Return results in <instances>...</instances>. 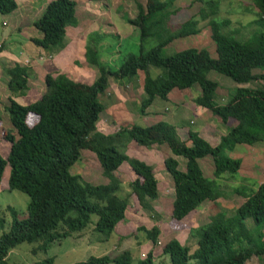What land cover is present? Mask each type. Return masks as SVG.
<instances>
[{"label":"trees","instance_id":"1","mask_svg":"<svg viewBox=\"0 0 264 264\" xmlns=\"http://www.w3.org/2000/svg\"><path fill=\"white\" fill-rule=\"evenodd\" d=\"M203 5L176 28L169 19L177 12L173 0H146L144 6L136 4V15L126 22L138 31V54L127 55L116 71H110L99 60L97 33L89 35L84 46L83 59L91 66L96 77L90 84L74 82L64 74H45L44 92L32 103L21 105L8 98L5 112L16 136L4 132L2 139L9 144L7 156L0 155V182L8 167L7 190L18 191L28 197L26 213L18 217L12 208L8 231L0 235V264L7 262L9 252L16 246L35 244L31 253H46L48 247L71 234L81 232L91 215L96 216L93 231L106 241L115 226L124 219L128 198L133 197L138 207L158 218L151 206L157 199V180L150 165L123 153L130 142L149 148L165 145L171 157L163 159L165 173L172 183L173 198L170 217L181 221L202 203L221 198L216 181L223 174L233 176L240 166L239 159H231L224 152L236 145L252 146L264 143V87H236L227 93L225 102L217 101V84L207 79L212 71L235 84L264 81V0H252L259 28L249 40H237L224 33L227 21L215 20L217 0H195ZM16 9L15 0H0V15ZM213 42L214 58L205 49L187 48L163 55V48L175 40L196 35L198 21H205ZM75 2L50 0L41 15L32 22L38 37L30 43L49 55L64 47L66 28L75 27ZM148 40L154 45L146 49ZM3 46L0 45V52ZM151 69L160 73L151 76ZM10 93L22 94L27 88L29 68L14 65L3 70ZM143 74L142 90L145 96L139 102V113L144 115L157 98L166 100L173 89L185 94L198 87L194 105L205 109L221 125L234 122L216 145L211 146L197 132L187 131L186 141H180L174 127L164 121L148 127L136 125L104 134L96 129L102 106L97 96L108 86V78L116 82L128 81L138 73ZM32 115L33 123L27 124ZM1 121V117H0ZM92 152L108 179L103 185H91L69 168L79 159L80 151ZM184 160V169H178L177 160ZM208 157L213 179L203 176L198 160ZM125 163L134 175L128 183V194L121 198L120 182L113 173ZM248 191V193L243 192ZM243 201L226 214L219 211L202 225L188 232L194 247L170 239L161 247L168 264H244L251 256H264V240L260 227L264 225V180L256 188L241 191ZM3 220H0V229ZM152 246L158 242L159 229H137ZM256 231V233H255ZM152 252L137 264H153ZM33 264H54L53 258H43ZM73 264H131L129 251L116 255L90 256Z\"/></svg>","mask_w":264,"mask_h":264},{"label":"rangeland","instance_id":"2","mask_svg":"<svg viewBox=\"0 0 264 264\" xmlns=\"http://www.w3.org/2000/svg\"><path fill=\"white\" fill-rule=\"evenodd\" d=\"M49 1L15 0L18 6L15 13L12 12L9 17L5 16L0 19V45L3 46V57H0V155L3 158L7 156L9 149V144L2 139L3 133L10 131L13 136H16L5 112L8 98H12L21 105L34 102L44 92L43 77L45 74L55 76L60 72L74 82L90 84L95 79L96 72L83 59L84 46L89 42L90 34L97 33L99 36L95 39L99 44V60L110 71H116L127 55L138 54V31L131 27L126 19L134 18L137 12L135 5L144 6L146 0H73L77 24L75 27L66 28L62 53L54 59L43 55L42 60L38 61L37 65H33L30 61L36 48L29 39L37 37L38 32L32 27V22L41 15L44 6ZM217 1L219 4L214 19L228 22L223 30L224 33L232 34L237 40H249L252 34L258 31L259 28L254 24L257 14L252 0ZM173 6L177 8V12L169 19V25L172 28H176L190 16L195 15L198 18L197 11L203 7L195 0H173ZM2 22L4 24H1ZM197 28L199 32L196 35L175 40L163 48V55L168 56L183 49L196 48L207 50L210 57L214 58L213 42L210 39L206 20L198 21ZM152 45L154 42L148 40L145 48L148 49ZM11 53L15 59L12 58ZM23 59L27 60L26 63ZM14 65L29 68L27 88L22 94H12L7 89V78L3 70ZM158 72L160 73V70L151 69L150 74L154 77ZM206 77L217 84L216 94L219 104L225 102L228 91L236 87H264V81L235 84L212 71L208 72ZM142 78L143 74L140 72L128 81L116 82L108 78L107 89L97 96L102 106L96 122L98 131L111 134L120 128L133 125L148 127L157 121H164L174 127L175 134L180 141H186L187 131H195L209 145L214 146L219 136L234 125L231 120L226 125H221L209 111L194 105L193 98L199 92L197 86H193L185 94H180L173 89L167 95L166 100L156 98L152 102L147 108L148 115H141L138 110L139 102L145 96L142 90ZM27 117V124L34 122V116L28 115ZM123 153L129 158H136L152 167L157 180L158 197L151 203V206L158 218L152 217L148 211L139 208L131 196L128 198L124 219L115 226L106 241H100L101 236L93 231L96 216L91 215L89 222L81 232L53 242L46 253L33 254L31 250L35 244L23 243L9 252L7 262L33 264L49 257L53 258L54 264H73L84 261L90 256L116 255L127 250L131 255V264H137L138 260L143 259L149 251L153 254V264H168L167 258L161 254V247L165 242L176 239L192 250L194 240L187 237L190 229L206 223L211 215L221 210L226 214H231L243 201L242 195L237 191H241L243 187L253 190L264 180V143L252 146L236 145L232 151L224 152L231 159H239L240 166L237 174L233 176L223 174L216 181L222 193L221 198L214 202L206 201L181 221H175L170 217L173 198L172 183L162 165L163 159L171 157L167 147L153 145L143 148L130 142ZM174 158L177 160L178 169L182 171L184 160L180 157ZM198 166L205 178L213 179L208 157L198 160ZM69 173L78 175L82 181L91 185L108 183V179L102 175L94 154L88 150L80 151V157L69 168ZM113 175L120 182V191L117 196L123 198L128 194V183L134 179V175L125 163H122ZM7 176L8 167L6 166L0 182V220H3L0 235L8 231L10 223V214L6 209L12 208L18 217H22L26 213L28 204L26 195L18 191L7 190ZM243 192L248 193V191ZM152 226L159 229L158 242L155 246L145 240L143 233L137 230L140 227L149 229ZM259 229L264 240V225ZM244 264H264V256H251Z\"/></svg>","mask_w":264,"mask_h":264},{"label":"crops","instance_id":"3","mask_svg":"<svg viewBox=\"0 0 264 264\" xmlns=\"http://www.w3.org/2000/svg\"><path fill=\"white\" fill-rule=\"evenodd\" d=\"M16 3V2H15ZM31 5V4H30ZM17 8H18V6L16 5V9L13 11L14 13H15V11L17 10ZM30 9H32L31 8V6H30ZM11 14V13H10ZM5 16H7V17H9V14L8 15H0V19L1 18H3V17H5ZM1 24H4V22H2ZM38 37V36H37ZM36 48V47H35ZM35 53L33 54V56H32V58H31V63L33 64V65H37L38 64V61H41L42 60V58H43V55H46L49 59H54L57 55H59V54H61L62 53V51H60L59 53H55V55L54 54H52V55H49V54H47L46 52H44V51H42L41 49H39V48H36L35 50ZM64 51V50H63ZM2 53V54H1ZM1 53H0V57H3L2 55H3V51H1ZM10 55H12V58H14L15 59V57H14V55L11 53ZM54 55V56H53ZM17 60V59H16ZM23 61L26 63V61L27 60H25V59H23ZM17 63H18V61H16ZM19 64V63H18ZM33 69V68H32ZM58 73H60V72H58ZM88 85V84H87ZM169 94V93H168ZM155 113V112H154ZM156 114V113H155ZM145 115H148V112H147V110H146V112H145V114H144V116ZM157 122H159V121H157ZM156 123V122H155Z\"/></svg>","mask_w":264,"mask_h":264}]
</instances>
